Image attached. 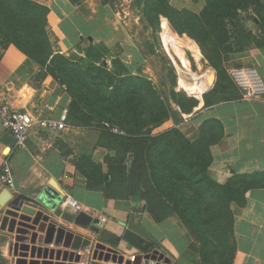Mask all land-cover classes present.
<instances>
[{
  "label": "trees",
  "instance_id": "obj_1",
  "mask_svg": "<svg viewBox=\"0 0 264 264\" xmlns=\"http://www.w3.org/2000/svg\"><path fill=\"white\" fill-rule=\"evenodd\" d=\"M49 13L47 6L33 0H0V44L16 46L36 63V79L51 76L66 88L73 127L108 123L101 125L93 147L107 150L106 168L94 161L93 150L75 157L87 188L103 192L107 200H128L139 194L156 224L179 218L187 231L188 247L202 264H234L238 245L233 206L244 208L247 193L264 187V172L235 174L225 184L216 182L210 176L212 146L225 137L224 124L206 119L197 137L190 139L178 125L182 114H190L200 105L198 99L173 89V107L150 79L132 74L121 58H114L116 70L111 71L103 62V44L90 42L84 56L56 53L47 29ZM144 17L153 34L169 31L180 41L199 44L198 57L202 55L217 70L215 87L203 95L204 108L244 97L224 63L245 51L243 42L257 39L246 27L247 20L263 34L255 44L264 46L262 0H206L200 13L174 8L171 0H144ZM194 44H190L193 49ZM172 48L186 69L183 52L179 46ZM170 118L176 126L154 132ZM110 123L124 134L114 133Z\"/></svg>",
  "mask_w": 264,
  "mask_h": 264
},
{
  "label": "crops",
  "instance_id": "obj_2",
  "mask_svg": "<svg viewBox=\"0 0 264 264\" xmlns=\"http://www.w3.org/2000/svg\"><path fill=\"white\" fill-rule=\"evenodd\" d=\"M33 1L50 9L47 29L56 53L75 50L84 40L88 44L93 42L109 48L119 44L124 50V56L120 58L132 74H138L143 60L132 45L123 41L126 22L122 20L115 2L111 5L105 0H79L75 4L70 0ZM171 3L178 9L195 13H200L205 7V0H171ZM245 22L257 37L253 40H260L263 34L258 26L249 20ZM254 41L250 44L243 42L245 51L232 55L225 62L227 71L244 97L207 108H204V99H198L197 118L202 121L215 118L225 127V137L212 146L213 161L210 165V176L221 184L235 174L264 172V94L259 98L245 97L246 85L264 88V46H257ZM38 71V65L16 46L0 44V82L4 97L16 109L42 118L57 117L68 108L71 97L51 76L44 80L36 79ZM47 106H52L53 110H48ZM79 129L70 126L65 131H56L35 125L30 129L25 145L19 146L0 122V175L4 162L8 161L15 182L14 196L23 194L42 200L51 216L49 226L55 224L52 229L54 237L47 244L50 249L76 252L82 257L86 255L87 258L81 259L79 264H115L112 260L93 258L96 244L101 242L128 259L140 254L138 248L122 238L125 230L122 223L128 222L133 207L139 205L134 203L135 200H107L103 192L87 188L86 178L75 166V157L79 154L74 149V135L80 133ZM106 153L102 147H95L92 151L94 161L105 168ZM5 189L0 178V190ZM66 196L75 198L81 206L79 213L90 218V226L84 227L55 215L57 208L64 209ZM247 196L244 208L233 206L238 245L234 264H264V187L251 189ZM7 210V207L0 206V244L3 237L10 241L14 235L8 231L5 222L11 218L6 214ZM94 224L99 227L98 232L92 230ZM143 224L163 245V248L154 246V249L161 250L164 258H169L170 263L167 264H202L199 255L188 247L187 231L178 217L156 224L145 209ZM89 243L95 246L92 248ZM8 246L2 245V255L7 259ZM156 262L149 260L145 264Z\"/></svg>",
  "mask_w": 264,
  "mask_h": 264
},
{
  "label": "rangeland",
  "instance_id": "obj_3",
  "mask_svg": "<svg viewBox=\"0 0 264 264\" xmlns=\"http://www.w3.org/2000/svg\"><path fill=\"white\" fill-rule=\"evenodd\" d=\"M263 1V0H262ZM117 9L121 11V17L124 23V42L125 44L132 45L140 54L143 60L141 66L138 68V74L150 79L156 90L161 93L167 100L171 102L173 107L175 104L171 100L170 92L174 89L177 92H185L183 89H180L178 84V71L175 61L182 66L179 56L176 54L175 50L172 48H179L183 52L186 61V69H182L187 72H194L197 74H203L204 72L211 70L216 74L217 78V70L209 65V62L206 61L201 55L198 57L197 46L200 49L199 44L196 42L185 43L175 38V36L169 31H158L156 34L152 33V29L148 27L146 18L144 17V0H114ZM264 2V1H263ZM172 4V3H171ZM206 5V0H205ZM173 6V5H172ZM174 7V6H173ZM177 8V7H174ZM178 9V8H177ZM182 10V9H180ZM247 9L243 10L242 15L246 12ZM243 23V22H242ZM246 24V22H245ZM164 33L172 36L176 41H172L164 38ZM87 40L81 42V46L79 48L76 47L75 50L68 51L65 53L66 56L74 55H85L84 49L88 47L90 44ZM191 43H195V49L190 47ZM102 45V44H101ZM101 49L106 53L104 63L109 66L111 71L116 69L113 68V60L114 58L124 56L122 52H124L121 45L112 46L111 48L103 45L100 46ZM201 52V50H200ZM132 56V54H131ZM133 57V56H132ZM225 66V63H224ZM226 68V67H225ZM232 76V75H231ZM233 77V76H232ZM236 82V81H235ZM59 85V84H58ZM211 88V87H210ZM66 91V88H63ZM210 90V89H209ZM208 90V91H209ZM207 91V92H208ZM67 92V91H66ZM205 92V93H207ZM187 93V92H185ZM204 93V94H205ZM202 96H191L196 99H202ZM71 102V101H70ZM69 107V106H68ZM197 109H195L190 114H182V121L178 125L181 131L190 139H194L198 135V129L201 125L202 119H198ZM71 124V121H70ZM108 124L106 121H102L101 125L106 126ZM111 126L114 124L110 123ZM94 126L89 128H80V133H75V142L78 154L81 153H90L93 150V147L96 145L99 137H100V127L98 123L94 122ZM177 123L174 119L170 118L167 120L162 126L155 129V133L162 132L168 128L176 126ZM119 127V126H117ZM134 201V203L139 204L138 207L145 208L144 203L141 201L140 195L132 196L127 201ZM146 209V208H145ZM7 217H5L6 219ZM9 220V219H8ZM8 225V221L6 223ZM12 236V239L9 241L8 238L3 237L0 244V264H17V257L14 255V244L16 242L15 236L16 233ZM9 241V242H8ZM10 245L9 247V257L8 259L3 257L2 245ZM91 247L95 246V244L89 243ZM65 246V245H64ZM128 259V258H126ZM156 264H159L156 262Z\"/></svg>",
  "mask_w": 264,
  "mask_h": 264
},
{
  "label": "water",
  "instance_id": "obj_4",
  "mask_svg": "<svg viewBox=\"0 0 264 264\" xmlns=\"http://www.w3.org/2000/svg\"><path fill=\"white\" fill-rule=\"evenodd\" d=\"M211 77L213 80L211 88H213L216 74L213 72ZM0 206L8 208L6 214L11 218L6 219L5 222L8 221V231L16 233L14 255L17 257V264H79L81 259L87 258L86 255L82 257L76 252H63L61 249H50L47 246L54 237L52 229L55 224L49 226L48 222L51 216L42 205V200L23 194L14 196L12 192L5 189L0 190ZM144 211L145 208L134 206L128 222L122 223L125 227L122 235L123 240L138 248L141 251L140 254L126 259L124 255L119 254L113 248L98 242L93 252V258L112 260L115 264H145L149 260H157V263H170L169 258H164L159 249L149 252L152 246L163 248V245L144 226ZM55 215L84 227L90 226V218L84 213L73 214L63 208H57ZM91 228L95 232L99 231V227L95 224ZM68 235L70 236V234Z\"/></svg>",
  "mask_w": 264,
  "mask_h": 264
},
{
  "label": "built area",
  "instance_id": "obj_5",
  "mask_svg": "<svg viewBox=\"0 0 264 264\" xmlns=\"http://www.w3.org/2000/svg\"><path fill=\"white\" fill-rule=\"evenodd\" d=\"M245 89L247 91L245 97L248 98H259L264 94V88H257L254 86L252 88L249 85H246ZM47 109L50 111L53 110L52 106H47ZM68 112V108H65L57 117L50 116L42 118L28 111L16 109L4 97L3 85L0 82V122L2 126L13 135L16 144L19 146L25 145L28 139V133L35 125L56 131H65L70 128L72 125L69 121ZM112 131L116 134H124L119 128L112 127ZM0 178L6 189L12 192L15 188V182L13 171L8 161H5L3 164ZM63 206L64 210L74 214H78L81 210V206L73 196H66L63 201Z\"/></svg>",
  "mask_w": 264,
  "mask_h": 264
},
{
  "label": "bare ground",
  "instance_id": "obj_6",
  "mask_svg": "<svg viewBox=\"0 0 264 264\" xmlns=\"http://www.w3.org/2000/svg\"><path fill=\"white\" fill-rule=\"evenodd\" d=\"M164 38L176 41L172 36L169 34L164 33ZM178 71V84L180 89H183L191 96H202L205 92H207L210 87L212 86V71L208 70L203 74H197L194 72H187L183 70L180 65L177 64Z\"/></svg>",
  "mask_w": 264,
  "mask_h": 264
},
{
  "label": "flooded vegetation",
  "instance_id": "obj_7",
  "mask_svg": "<svg viewBox=\"0 0 264 264\" xmlns=\"http://www.w3.org/2000/svg\"><path fill=\"white\" fill-rule=\"evenodd\" d=\"M153 249H154V247H152V248L150 249V251H149V252H151ZM160 251H161V250H160Z\"/></svg>",
  "mask_w": 264,
  "mask_h": 264
}]
</instances>
